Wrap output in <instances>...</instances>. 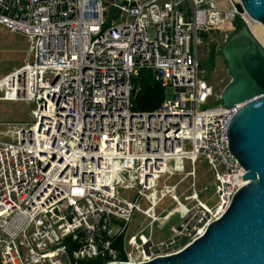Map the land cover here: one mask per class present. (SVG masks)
<instances>
[{
    "label": "built area",
    "instance_id": "2783aa9c",
    "mask_svg": "<svg viewBox=\"0 0 264 264\" xmlns=\"http://www.w3.org/2000/svg\"><path fill=\"white\" fill-rule=\"evenodd\" d=\"M227 2L0 0V24L30 41L28 60L0 78V99L35 105L32 123L0 132V264L142 263L181 251L222 216L248 182L227 134L244 102L203 107L221 97L201 69L199 33L239 18L255 35L240 2ZM143 69L174 89L153 111L133 109ZM201 160L216 201L194 191L155 242V208L176 186L160 181ZM137 212L149 220L130 233Z\"/></svg>",
    "mask_w": 264,
    "mask_h": 264
},
{
    "label": "water",
    "instance_id": "95a60500",
    "mask_svg": "<svg viewBox=\"0 0 264 264\" xmlns=\"http://www.w3.org/2000/svg\"><path fill=\"white\" fill-rule=\"evenodd\" d=\"M238 1L241 12L264 26V0ZM242 22L221 48L231 79L220 97L228 107L244 102L227 134L248 182L222 216L181 251L142 263L109 264H264V45Z\"/></svg>",
    "mask_w": 264,
    "mask_h": 264
},
{
    "label": "rangeland",
    "instance_id": "374dc122",
    "mask_svg": "<svg viewBox=\"0 0 264 264\" xmlns=\"http://www.w3.org/2000/svg\"><path fill=\"white\" fill-rule=\"evenodd\" d=\"M217 2L219 6L229 7L227 0H217ZM108 15L110 22L112 18L118 19L113 14V11L109 10ZM235 24V21H233L215 30L201 31L199 33V37L202 40L198 48L200 66L204 70L207 80L214 86L216 93L219 94H221L231 79L227 71V62L220 50L227 38L235 31ZM29 56L30 41L28 38L21 33L8 30L0 24V78L20 68L28 60ZM137 86H139L138 83ZM4 94L0 92L1 97ZM173 95L174 89L172 87L165 89V98H172ZM222 103L220 98H212L203 107H213ZM33 108H35V105L28 101L0 99V132L6 130L7 123H32L31 110ZM164 184L176 185L172 191L175 193V197H165L155 208L156 215L160 218L150 228L153 229V240L155 242L169 237L171 226L180 224L182 212L185 211L184 206L191 207L192 205L190 195L194 191H197L199 197L203 201H208L210 205L216 201L214 174L204 160L197 162L195 166L190 162H186L184 167H181L174 175L163 178L159 186L162 187ZM149 205L148 201H143L144 208ZM148 220L145 215L137 212L130 224V233L137 232ZM146 234H148V231H146Z\"/></svg>",
    "mask_w": 264,
    "mask_h": 264
},
{
    "label": "trees",
    "instance_id": "16d2710c",
    "mask_svg": "<svg viewBox=\"0 0 264 264\" xmlns=\"http://www.w3.org/2000/svg\"><path fill=\"white\" fill-rule=\"evenodd\" d=\"M235 31L241 28L242 21L237 18L235 20ZM234 31V32H235ZM220 53L222 54L221 50ZM133 82L136 89L133 92V109L135 111H153L158 108L165 99V88L156 82L151 71L143 69L138 76L134 77ZM137 83L139 86H137ZM124 234H121L114 241V246L118 249H123ZM78 248V243H69V252ZM103 259L80 260L78 264H103Z\"/></svg>",
    "mask_w": 264,
    "mask_h": 264
},
{
    "label": "bare ground",
    "instance_id": "6f19581e",
    "mask_svg": "<svg viewBox=\"0 0 264 264\" xmlns=\"http://www.w3.org/2000/svg\"><path fill=\"white\" fill-rule=\"evenodd\" d=\"M251 27H252L255 35L257 36V38L264 45V26H263V24L259 21H252Z\"/></svg>",
    "mask_w": 264,
    "mask_h": 264
}]
</instances>
